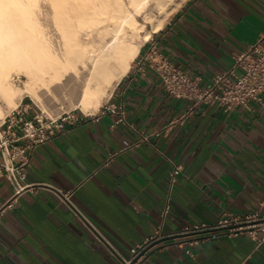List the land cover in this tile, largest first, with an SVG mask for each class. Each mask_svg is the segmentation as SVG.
<instances>
[{
    "label": "crops",
    "instance_id": "crops-1",
    "mask_svg": "<svg viewBox=\"0 0 264 264\" xmlns=\"http://www.w3.org/2000/svg\"><path fill=\"white\" fill-rule=\"evenodd\" d=\"M256 42L264 46V0H185L137 55L154 45L206 83L240 73L232 55ZM135 58L95 113L74 112L76 121L35 149L13 199L0 176V264H122L159 225L168 234L212 223L264 198V104L199 103L181 120L192 102L167 94ZM173 164L181 171L169 188ZM58 190L71 191L97 234ZM129 264H264V242L223 231L163 237Z\"/></svg>",
    "mask_w": 264,
    "mask_h": 264
},
{
    "label": "bare ground",
    "instance_id": "bare-ground-1",
    "mask_svg": "<svg viewBox=\"0 0 264 264\" xmlns=\"http://www.w3.org/2000/svg\"><path fill=\"white\" fill-rule=\"evenodd\" d=\"M37 1L0 0V100L9 109L28 96L47 114L44 100L69 86L75 96L71 106L95 113L142 42L168 17L166 12L154 19L152 29L140 34L136 16L152 18L149 1L155 9L168 0H51L53 37L37 19ZM14 76L25 77L22 86L13 85ZM5 111L0 102V116Z\"/></svg>",
    "mask_w": 264,
    "mask_h": 264
},
{
    "label": "built area",
    "instance_id": "built-area-1",
    "mask_svg": "<svg viewBox=\"0 0 264 264\" xmlns=\"http://www.w3.org/2000/svg\"><path fill=\"white\" fill-rule=\"evenodd\" d=\"M234 67L240 69L236 74L232 69L215 74L209 82L200 83L198 77L182 71L164 56L154 45L145 52L138 54L134 60L137 70L146 66L152 69L160 78L163 89L172 97L190 100L191 106L182 114L193 113L196 104L218 103L225 110L236 105H246L250 101L264 104V46L256 42L245 50L232 55ZM20 102L0 116V176H6L13 185V199L26 185L19 183L25 177L23 169L30 164L35 149L62 130L65 122H74L78 116L64 112L56 116L44 114L33 100ZM36 107V109H35ZM83 115L84 113L81 112ZM126 146L130 143L125 141ZM181 166L173 164L169 172V188L177 181ZM57 195L95 234L94 226L83 212L75 206L70 198L71 191L58 190ZM169 203L161 212L164 215L169 210ZM223 231L226 236L246 235L256 245L264 242V198L258 207L244 214L225 212L216 221L193 222L183 225L176 232L164 234L160 225L154 233L139 245L130 248V258L122 264L137 260L153 243L163 237H175L198 232ZM194 242H190L193 244ZM115 255L114 251H111ZM185 253L192 256L189 248Z\"/></svg>",
    "mask_w": 264,
    "mask_h": 264
},
{
    "label": "rangeland",
    "instance_id": "rangeland-1",
    "mask_svg": "<svg viewBox=\"0 0 264 264\" xmlns=\"http://www.w3.org/2000/svg\"><path fill=\"white\" fill-rule=\"evenodd\" d=\"M184 2H185V0H168L161 8H155L154 9L153 8L154 3L152 1H149V4H148L149 6L147 7V10L149 12L150 11L149 8L153 9L152 10L153 11L152 12V18L150 17L149 19L148 18L144 19L143 14L136 16L138 23L139 24L141 23L143 26L142 30H140V34H144L145 29H147V30L152 29L153 22L157 18H162L163 15H165V13L167 12L166 15L168 17L164 21V23H165L167 20L170 19V17L175 13V11ZM37 3H38L37 4L38 7H37L36 11H37V19L39 20V23L42 25V27L43 26L45 27L49 36L55 37L57 33H56V28H55V24H54V20H53L54 10H53L51 0H38ZM163 26H164V24H163ZM24 81H25V77H23V76H14L12 79L13 85L16 88L22 86ZM65 89H66L65 91H62V90L60 92L58 91V94H56L55 96H53V95L49 96V97H53V98H51L52 100H50V101L44 100V104L47 107L46 110H44V111H47L48 112V113L46 112L47 114H50L52 116H56V115H59V114L64 113V112H69V113L81 112L80 111L81 109L79 107L71 106V101L75 100V96L72 93V89L69 86ZM107 96H105L102 99L101 104L105 101ZM24 97H25L24 101L31 100L30 97H28V96H24ZM0 102L3 105V107H5V110L7 111L9 108L8 107L6 108V106H7L5 104L6 102L1 101V100H0ZM35 104L39 107V109L42 108L37 102H35ZM35 109H36V107H35Z\"/></svg>",
    "mask_w": 264,
    "mask_h": 264
}]
</instances>
